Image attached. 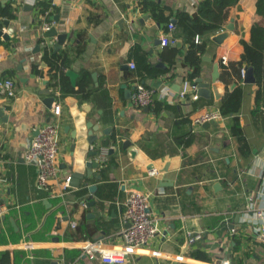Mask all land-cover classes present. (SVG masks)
Wrapping results in <instances>:
<instances>
[{"label": "crops", "instance_id": "1", "mask_svg": "<svg viewBox=\"0 0 264 264\" xmlns=\"http://www.w3.org/2000/svg\"><path fill=\"white\" fill-rule=\"evenodd\" d=\"M31 1L0 0V8L14 13V18L0 17V31L7 35L0 37V139L2 196L8 208L0 216V264H107L99 257L82 256L76 243H119L125 201L132 190L154 194L150 210L160 234L124 264H264V245L255 238L252 211L246 207L248 195L264 185V129L253 120L256 81L237 83L242 89L238 117L250 156H240L228 130L229 116L207 127L191 123L198 114L218 109L225 93L237 85L223 71L240 61L241 41H249L252 25L264 21L257 0H235L224 26L209 36L199 54L197 78L209 82L218 64L221 98L216 100L212 90L209 98L202 97L197 88L196 100L161 103L166 107L157 113L155 107L145 111L132 105L135 85L154 87L160 80L159 87L167 84L179 90L193 66L183 62L189 45L177 37L176 16L194 15L201 0L56 1L50 15L39 14ZM155 6L171 15L172 44H160L168 24L154 19L150 9ZM48 21L66 34L58 48L56 37L43 36L41 27ZM229 23L233 31L228 37L221 44L213 42ZM202 41L194 38V43ZM36 45L39 49L33 53ZM42 46L69 49L63 88L48 84L46 70L41 76L32 73L31 63L40 61ZM249 68L245 65L244 72ZM252 74L255 79L253 69ZM5 80L14 84L13 98L6 95ZM54 96L52 105L61 108V131L58 172L51 187L62 194L46 198L35 189V167L22 155L35 128L53 117L45 99ZM93 136L96 140L89 144ZM178 138L190 142L183 146ZM93 150L98 154L89 157ZM94 159L103 162L93 170L101 179L89 183L97 191L102 183L111 185V197L99 199L96 191L88 200L82 184L62 188L63 181L84 173V163ZM152 169L155 175L148 174ZM70 222L76 224L73 229ZM23 242H32L34 248L22 249Z\"/></svg>", "mask_w": 264, "mask_h": 264}, {"label": "built area", "instance_id": "2", "mask_svg": "<svg viewBox=\"0 0 264 264\" xmlns=\"http://www.w3.org/2000/svg\"><path fill=\"white\" fill-rule=\"evenodd\" d=\"M51 6L55 5L56 1L71 2L73 0H49ZM35 4V0L31 1ZM54 25L53 21L44 22L41 30L47 31ZM174 29L172 24L167 25V31L160 38V44L166 46L174 43L171 37V31ZM223 62L225 59L223 58ZM134 67L133 64L130 65ZM245 72L242 69L240 79L243 78ZM8 98L15 96V87L11 80H5L2 84ZM197 86L195 83L184 80L181 83L178 91L165 84L155 89L147 86L144 83L135 85L134 93L131 97L132 105L141 110L144 108L153 109L157 103L174 105L185 100H196ZM52 91V90H51ZM58 91H55V96H58ZM54 96V99H55ZM156 96V98H154ZM60 105L54 103L51 106L50 112L53 117L48 122L41 123L35 128V134L30 138L28 145L23 151L22 158L25 163L35 167V189L45 195L46 198L61 196L62 193H57L51 187L52 181L56 179L58 172V157L60 154L59 134L61 131ZM225 117L218 109L208 110L198 114L192 119V124L202 125L207 122L223 121ZM3 150V141L0 139V216L8 211V208L3 202L2 187L4 179L2 178V160L1 154ZM156 170L152 169L148 172L149 175H155ZM70 185V179L67 178L62 183V188L67 189ZM154 194L151 191L142 192L132 190L128 194L123 211L122 226L119 231L121 241L115 245L105 246L100 241L84 240L79 241L78 248L81 255L89 259L99 257V260L107 264H124L129 258L136 254L138 250L148 245V243L160 234L158 220L150 210V197ZM264 199V185L256 193L248 195L247 209L252 211L251 218L254 222V235L257 241L264 245V202L257 204V201ZM85 205V203H83ZM76 226L75 222H70V227L73 229ZM24 250H32L34 245L32 242H23L20 244ZM152 255L158 256L159 253L153 251ZM182 260L181 256L177 257Z\"/></svg>", "mask_w": 264, "mask_h": 264}, {"label": "trees", "instance_id": "3", "mask_svg": "<svg viewBox=\"0 0 264 264\" xmlns=\"http://www.w3.org/2000/svg\"><path fill=\"white\" fill-rule=\"evenodd\" d=\"M235 3V0H201L197 12L189 16L186 13H178L176 16L175 27L180 31L177 37L189 45V51L184 58V64L193 66L190 74L184 77V80L195 83L199 75V54L203 52L205 41H208L210 35L220 30L228 19V9ZM35 7L39 14L50 15L55 11L50 1H38ZM256 9L258 12L264 13V0L256 1ZM154 19L162 24H169L171 15H164V9L157 6L150 9ZM0 17L14 18V13L10 8H0ZM166 27V26H165ZM166 29L164 28V31ZM198 36L203 39L201 43H194V38ZM207 39V40H206ZM243 53L240 61L231 63L228 68L223 71L227 80L237 84L240 80V72L246 65L253 69L255 81L258 89L255 93V109L253 110L254 124H261L264 129V21L255 23L250 29L249 41H241ZM42 56L39 62L31 63V71L39 76L46 70L49 76L48 84L55 86L60 84L64 87L65 74L62 69L69 64V49L63 48L54 51L48 47L42 46ZM43 65V66H42ZM147 69V66L142 67ZM227 83V81H225ZM242 98V89L240 84L236 85L232 90H228L218 103V109L224 116H229L230 124L228 127L230 135L238 144V152L242 157L250 156V145L248 144L238 117ZM209 104V103H208ZM161 103H157L154 112L157 113L164 109ZM190 140L182 138L177 139L178 144L188 145ZM111 185L102 183L98 186L97 197L103 199L110 194L113 195ZM106 195V196H105ZM198 255L199 254H195Z\"/></svg>", "mask_w": 264, "mask_h": 264}, {"label": "water", "instance_id": "4", "mask_svg": "<svg viewBox=\"0 0 264 264\" xmlns=\"http://www.w3.org/2000/svg\"><path fill=\"white\" fill-rule=\"evenodd\" d=\"M25 7L31 8L29 6H25ZM58 18H59L58 15L54 16V20L56 22L59 21ZM172 22H174V21H172ZM231 31H233V25H232V23H229L228 25H226V27L223 31H221L220 33H218L217 35L212 37V41L217 43V44H221L222 41L228 37V35ZM43 36L46 38L47 37H56L57 44H56L55 48H58L60 45H62L66 39V34L65 33H58L54 26H52L49 30L45 31L43 33ZM0 37H2L3 39H6L7 35H5L4 33H2L0 31ZM38 49H39V45H36L32 52L35 53L38 51ZM68 74H70L71 76H74V74L71 72H68ZM218 79H219L218 64H214L213 72H212L211 79L209 82H204L201 78H197L195 80V84H197V88H198V95L205 97V98H209L210 97V91L212 90L214 93L215 99L219 100L222 95L217 93V89L220 86L219 84L216 83V81ZM241 82L245 83V84L255 82V79H254L253 74H252V68H249L248 71H246L243 78L241 79ZM160 84H161V81L157 80L154 82L153 86L155 89H157L160 86ZM154 98H156V96H154ZM53 101H54V97H48L45 99V102L47 103V106L49 108L51 107ZM144 110L147 111L148 108H144ZM0 116H3L1 109H0ZM6 119H7V117L4 116L3 120L5 121ZM211 123L212 122H207V123L202 124V126L207 127ZM103 132L106 133V130ZM95 140H96V137L93 136V137L88 139V143L93 144V142ZM99 148H101V146ZM98 150H93L91 153H89V157L96 156L98 154V152L100 151V150L99 151ZM100 165H103L102 161L100 162V161L95 160V159L90 160V161H86L84 163V167H85L84 173H75V175L70 179V186L75 187V188H79L80 184H82L81 185L82 187L87 188V190L90 194L88 197V200H90L92 195L95 194L97 191V186L93 183L90 184L89 182L91 179H95V180L101 179L100 174L93 172V170L98 169V167ZM163 171H165V170H163ZM89 204L93 205V202L91 201Z\"/></svg>", "mask_w": 264, "mask_h": 264}]
</instances>
